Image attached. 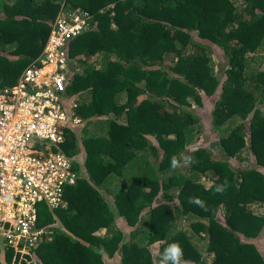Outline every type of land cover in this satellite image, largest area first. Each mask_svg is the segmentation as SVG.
<instances>
[{"label": "trees", "instance_id": "obj_1", "mask_svg": "<svg viewBox=\"0 0 264 264\" xmlns=\"http://www.w3.org/2000/svg\"><path fill=\"white\" fill-rule=\"evenodd\" d=\"M62 6L88 14L66 44L80 123L54 147L80 154L79 175L63 204L39 203L38 240H0V264H159L177 241L188 264H264V0H0V86L40 54ZM198 107L220 156L194 143ZM181 154L197 162L173 170Z\"/></svg>", "mask_w": 264, "mask_h": 264}, {"label": "built area", "instance_id": "obj_2", "mask_svg": "<svg viewBox=\"0 0 264 264\" xmlns=\"http://www.w3.org/2000/svg\"><path fill=\"white\" fill-rule=\"evenodd\" d=\"M85 10L62 7L51 22L44 46L20 71L16 82L0 88V240L5 245L33 244L44 233L39 203H64L63 191L76 182L74 164L56 147L64 126L76 127L74 98L64 94L66 44L86 26Z\"/></svg>", "mask_w": 264, "mask_h": 264}, {"label": "clouds", "instance_id": "obj_3", "mask_svg": "<svg viewBox=\"0 0 264 264\" xmlns=\"http://www.w3.org/2000/svg\"><path fill=\"white\" fill-rule=\"evenodd\" d=\"M62 8L66 11H74V10H68L67 8H64V6H62ZM5 86H7V85H5ZM1 87H3V86H0V88ZM196 162H197V160L193 155H184V154H181L179 156L173 155L170 158V167L173 170H175L176 168H179V167H188V166H190ZM227 187H228V181L225 179L223 184L217 185L215 187V192L217 194H223L224 192H226ZM188 202L190 204H194V205L200 207L204 211L209 210L205 201H203L199 197H189ZM44 232H45V228H44ZM183 257H184V249H183L182 245L178 241L172 242V243L168 244L167 247H165L163 249V251L160 253L159 264H188V261L184 260Z\"/></svg>", "mask_w": 264, "mask_h": 264}, {"label": "rangeland", "instance_id": "obj_4", "mask_svg": "<svg viewBox=\"0 0 264 264\" xmlns=\"http://www.w3.org/2000/svg\"><path fill=\"white\" fill-rule=\"evenodd\" d=\"M211 51L214 53V64L216 67V70H218L219 75H221L220 72V63L219 60H222V54L220 53V50L217 46L212 45L211 46ZM206 102H208L207 99H205ZM196 111L199 112L200 117H201V121L203 123V131L200 133V135H198V137L196 138L195 142H202L208 145V147L210 148V150L213 152V154L215 156H220V152L215 140V136L216 133L214 132V130L212 129L211 126V122H210V118H209V114L206 110L202 109V108H196ZM185 155V154H184ZM230 163L234 166V167H239L242 164H247L244 161H239L237 159H229ZM264 234V229L261 231L260 235L262 236ZM262 252L264 253V247L261 248Z\"/></svg>", "mask_w": 264, "mask_h": 264}]
</instances>
